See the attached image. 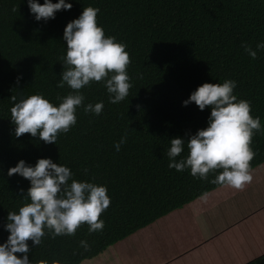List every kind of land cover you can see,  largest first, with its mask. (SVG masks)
<instances>
[{"label":"trees","instance_id":"obj_1","mask_svg":"<svg viewBox=\"0 0 264 264\" xmlns=\"http://www.w3.org/2000/svg\"><path fill=\"white\" fill-rule=\"evenodd\" d=\"M66 3L73 7L45 21L35 18L28 0H0V243L10 235L9 212L30 202L25 199L30 180L8 176L22 159L30 166L40 158L68 166L73 179L106 186L111 203L100 217L103 231L90 234L83 224L74 236L53 238L48 233L39 246L29 240L32 264H81L96 258L223 186L211 183L222 170L203 180L193 177L190 169L169 167L171 139L185 140L176 160L186 159L187 140L208 126L210 107L200 110L194 102L183 103L203 83L237 82L234 95L251 102V115L259 117L262 126L253 136L251 147L257 154L250 171L264 163V50H257L253 59L243 47L247 43L256 49L264 42V0ZM85 7L99 8L97 20L105 35L126 44L131 57L129 95L113 104L104 82H92L80 90L85 99L76 109L77 123L60 133L56 143L47 144L38 135L16 137L12 95L18 102L43 94L58 106V97L72 91L67 84L57 87L64 70L60 58L67 52L64 30ZM100 102L104 105L100 115L85 113L84 106ZM122 137L126 142L117 151L114 145ZM82 240L88 242L87 250Z\"/></svg>","mask_w":264,"mask_h":264},{"label":"clouds","instance_id":"obj_2","mask_svg":"<svg viewBox=\"0 0 264 264\" xmlns=\"http://www.w3.org/2000/svg\"><path fill=\"white\" fill-rule=\"evenodd\" d=\"M28 4L35 18L45 21L54 19L57 11L73 7L66 0L57 3L45 0L43 4L28 0ZM99 11V8L85 7L79 18L69 22L64 30L67 52L60 58L64 70L57 87L63 88L67 84L72 91L58 97L61 100L58 106L43 94H33L18 102L16 95L10 97L14 102L10 111L16 137L38 135L47 144L56 143L60 133H67L77 123L76 109L83 106L85 99L80 90L92 82H104L113 104L129 95L132 87L127 72L131 64L130 54L126 51V44L118 42L114 36L105 35L103 27L98 24ZM243 47L256 59L257 50H264V42L258 43L256 49L247 43ZM236 87L237 82L231 79L222 84L206 82L183 102L184 105L194 102L200 110L210 107L211 114L208 126L187 140L189 155L186 159L176 160L184 150L185 140L171 139L167 151L170 168L177 171L190 169L193 177L203 180H208L210 173L222 170L211 183L236 189H243L252 182L250 162L257 153L251 144L255 132L262 131V126L260 118L251 115V102L238 100L234 95ZM103 107L102 102L89 103L84 106V111L100 115ZM125 142L126 137H122L114 145L116 150L119 151ZM14 174L30 180L31 187L25 197L30 202L23 204L18 212L8 214L6 230L10 235L6 242L0 243V264H32L28 241L39 246L48 233L53 238L74 236L83 224L89 226L90 234L103 231L105 224L100 217L111 203L106 186L73 179L68 166L50 158H40L35 166L27 165L22 159L8 170V176ZM80 244L86 250L89 247L85 240Z\"/></svg>","mask_w":264,"mask_h":264},{"label":"crops","instance_id":"obj_3","mask_svg":"<svg viewBox=\"0 0 264 264\" xmlns=\"http://www.w3.org/2000/svg\"><path fill=\"white\" fill-rule=\"evenodd\" d=\"M165 219L115 244L119 259L110 251L100 263L264 264V174L243 189L223 185Z\"/></svg>","mask_w":264,"mask_h":264},{"label":"rangeland","instance_id":"obj_4","mask_svg":"<svg viewBox=\"0 0 264 264\" xmlns=\"http://www.w3.org/2000/svg\"><path fill=\"white\" fill-rule=\"evenodd\" d=\"M261 166L253 169L251 171V174L253 176V179H257L260 175L264 174V165H262L261 169H259ZM117 247L115 248V245L111 246L109 249H107L104 253L100 254L99 256H97L96 258H92V259H88V260H85V262L83 264H101L100 262L103 260H106V259H109V255H110V251L115 254V252L117 251L116 250ZM115 258L119 259V255L118 253L115 254ZM105 264V262H102V264Z\"/></svg>","mask_w":264,"mask_h":264}]
</instances>
